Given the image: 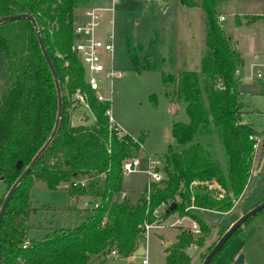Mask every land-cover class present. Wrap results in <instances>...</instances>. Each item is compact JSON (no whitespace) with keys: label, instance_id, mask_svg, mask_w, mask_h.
<instances>
[{"label":"trees","instance_id":"trees-1","mask_svg":"<svg viewBox=\"0 0 264 264\" xmlns=\"http://www.w3.org/2000/svg\"><path fill=\"white\" fill-rule=\"evenodd\" d=\"M182 3L193 6L196 1ZM225 3L201 0L209 52L202 55L199 71L182 69L177 75L162 71L165 94L179 106L184 105L188 119L172 122L173 141L162 156L163 178L152 184L148 194L144 186L140 196L130 201L122 185V163L139 155L143 139L109 130L106 111L110 101L96 100L71 49L76 10L100 5L96 0H0V17L29 14L37 25L35 29L28 18L0 23V52L9 74L8 81L0 83V180L6 186L0 206L10 186L49 139L57 118L55 81L37 33L57 73L62 97L54 138L15 189L3 213L1 264H103L112 250L116 257L134 253L146 238L145 224L175 213L190 215L207 234L210 227L188 211L189 207L218 212L233 207L255 165L262 162L264 144L259 143L257 149L253 145L256 137L264 136V128L257 130L243 121L244 108L249 106L242 99L244 60L218 19ZM260 17L263 15L253 19ZM142 49V45L130 48L135 70L162 64V59L158 63L141 59L137 52ZM77 90L87 93L92 123L71 122L69 106ZM213 136L219 138L227 156L225 168L209 150ZM259 173L264 175V161ZM37 182L48 190L64 187L66 206H35ZM173 202L176 209L166 213ZM161 208L156 215L154 211ZM36 214L37 221L33 218ZM226 230L220 229L219 235ZM203 241V236L195 237L182 228L165 248V263L190 264L191 256L185 250L201 247ZM213 245L199 254L202 261ZM219 253L210 264H215Z\"/></svg>","mask_w":264,"mask_h":264},{"label":"rangeland","instance_id":"rangeland-1","mask_svg":"<svg viewBox=\"0 0 264 264\" xmlns=\"http://www.w3.org/2000/svg\"><path fill=\"white\" fill-rule=\"evenodd\" d=\"M194 1L196 4L189 6L183 4L182 0H117L112 11L101 12L99 26L95 32L97 38L105 41L110 34L113 35V60L111 62L109 54L102 52L103 63L106 68L112 63L121 75L110 81L105 78L103 72L96 74L100 92L110 101L109 111L119 123L118 126L123 129L122 133L141 136L143 139V145L137 156L140 161L139 171L125 176L122 183L123 188L128 191L130 201H135L140 196V190L149 180L148 174L144 171L148 168V159L159 162L155 169L163 176L162 156L173 141L172 122H185L188 119L184 105H176L165 94L162 71H172L177 66L178 73L186 68L199 71L201 50L205 47V19L200 5L201 0ZM250 1L253 5L249 9L250 12L258 13L264 8V0ZM96 3L103 7L111 6L110 0H96ZM248 3L249 0H228L224 12L221 13L225 17L222 24L226 33L236 43L244 60L245 77L242 81V90L245 94H242V99L249 103V106L244 108L245 121L252 124L255 129L261 130L264 128V82L256 77L259 68L251 67L250 63L264 60V18L250 24L245 22L237 24L235 21V13L241 8H250L245 6ZM85 8L87 7H79L76 10L75 21L82 19ZM262 15L264 17V12ZM137 45L143 46V49L137 52L141 59L147 57L150 61L158 63L159 52L171 57L159 67L137 71L130 57V48H135ZM177 57L179 65L176 64ZM8 78L6 62L0 52V83L5 84ZM171 103H174V107L169 108ZM253 108L258 112L253 111ZM69 113L70 117L83 116L85 124L94 120L89 110L74 101L69 106ZM259 141L264 144V136H259ZM211 142L209 147L211 154L225 168L227 156L219 138L213 136ZM259 154L260 150L257 152V161ZM261 163L255 165L243 193L234 201L229 211L224 213L189 207L188 211L201 218L210 227L207 234L201 231L198 235H194L203 236L204 241L201 247L194 245L196 253L191 258L190 264H201L199 254L217 241L220 229L228 228L240 215L264 200V175L259 173ZM212 186L218 188L216 184ZM5 188V184L0 180V197L5 194ZM67 202L68 196L64 187L48 190L37 182L33 194L35 206L50 204L64 207ZM33 218L37 221V214ZM178 218H182L181 222L174 224ZM191 220L195 219L190 215L179 217L175 213L165 220L157 221L148 229L147 236L139 247L145 250L149 264H166L165 248L172 244L182 228L188 229ZM59 222L60 219H56V223ZM235 237H238L239 243L234 242ZM235 237L232 245L229 246L230 243L229 247L227 246L216 257L215 264H233L228 255L236 247L241 248L238 254H244V264H264V212L258 213L246 222ZM166 242L171 243L165 245ZM137 262L138 255L134 252L127 257L109 255L103 264H137Z\"/></svg>","mask_w":264,"mask_h":264},{"label":"built area","instance_id":"built-area-1","mask_svg":"<svg viewBox=\"0 0 264 264\" xmlns=\"http://www.w3.org/2000/svg\"><path fill=\"white\" fill-rule=\"evenodd\" d=\"M117 0H110V7L103 6H94L87 7L83 10L82 19L75 21L73 25V35L74 41L71 46L72 51L77 55V59L79 64L82 66L84 70V78L85 82L88 85L89 89L94 93V96L98 102L109 101L105 99L100 92V85L97 79L96 74L103 72L106 79L112 81V79L119 77L121 75L120 71H117L112 63L109 67H105L103 63V55L102 52H106L110 56V60H113V35L110 34L108 39L103 41L96 36V28L99 26V22L101 19V12L105 10H113V6ZM152 1V0H148ZM224 15H220L218 19L220 21L224 20ZM112 24V22H111ZM264 60L260 62V69L256 72V77L264 82ZM73 100L75 103H78L84 106L87 110H89L88 104V96L85 91L77 90L73 95ZM90 111V110H89ZM106 115L108 116V128L110 131H115L118 135H122V128L118 126L115 122L113 116L111 115L109 109L106 111ZM250 139H252L250 137ZM256 141L253 145L254 149L258 148L260 143L259 137L255 138ZM139 158L133 157L125 159L122 163V174L125 176L139 171ZM159 164L158 161H153L148 159V168L144 169V171L149 176V182L147 181L145 186L147 187L146 194L150 192L152 184L160 181L163 176L160 175V172L155 169V167ZM163 207V206H162ZM161 209H156L154 212L156 215H159ZM181 217V216H179ZM182 218H178L174 224L180 223ZM157 221L151 224H145V237L147 236L148 229L151 226H154ZM173 224V225H174ZM188 230L194 234L198 235L201 232L200 224L196 220H191ZM110 255L116 257L115 250H112ZM137 264H149V260L146 254L139 255V260Z\"/></svg>","mask_w":264,"mask_h":264},{"label":"water","instance_id":"water-1","mask_svg":"<svg viewBox=\"0 0 264 264\" xmlns=\"http://www.w3.org/2000/svg\"><path fill=\"white\" fill-rule=\"evenodd\" d=\"M17 18H28L29 20H31V22L33 23L35 29H37V25H36V21L35 19L29 15V14H14V15H7V16H3L0 17V23L9 21V20H14ZM37 37H38V41L43 53V56L53 74V78L55 81V86H56V92H57V97H58V112H57V118H56V122L53 128V131L49 137V139L46 141V143L41 147V149L36 153V155L33 157V159L30 161V163L27 165V167L22 171V173L19 175V177L15 180V182L10 186V188L8 189L6 195L3 198L2 204L0 206V225H1V219L3 216V213L5 211L6 205L9 202L10 198L12 197L15 189L18 187V185L20 184V182L23 180V178L30 172V170L34 167L35 163L37 162V160L40 158V156L44 153V151L47 149V147L49 146L50 142L52 141V139L54 138L58 126H59V120H60V116L62 113V97H61V89L59 86V82H58V77H57V73L53 67V64L48 56V53L45 49L44 43L42 38L40 37L39 33H37ZM177 207L176 203H171L167 209H166V213H169L171 211H174ZM264 210V200L261 201L260 203H258L257 205H255L254 207H252L251 209H249L248 211H246L245 213H243L242 215H240L231 225H229V227L227 228V230L217 239V241L215 242V244L213 245V247L210 249V251L206 254L205 258L203 259L201 264H210V262L214 259V257L222 250V248L225 246V244L228 242V240L232 237V235L242 226L244 225L248 220H250L251 218H253L254 216H256L258 213H260L261 211ZM171 242H166L165 245L170 244ZM196 251V248L194 246H191L189 248H187L185 250V252L188 255H193ZM136 254H144V249L142 247H138V249L136 250ZM0 264H1V253H0ZM233 264H244V254L240 253L238 254V256L236 257L235 261Z\"/></svg>","mask_w":264,"mask_h":264},{"label":"crops","instance_id":"crops-1","mask_svg":"<svg viewBox=\"0 0 264 264\" xmlns=\"http://www.w3.org/2000/svg\"><path fill=\"white\" fill-rule=\"evenodd\" d=\"M227 2H228V0H226V3H225V5L227 4ZM225 5H224V9H225ZM245 5V4H244ZM246 7H250V8H248V9H245V8H241L240 10H238V13H235V21L237 22V24H240V23H242V22H245L246 24H250V23H252V22H254V21H256V20H258V19H262V18H264V17H260V18H257V19H253V17L254 16H261L262 15V12H264V8H262V10H261V12H258V13H256V12H250V10L249 9H251V7L253 6L252 5V2L249 0V3L247 4V5H245ZM226 12V11H225ZM224 20H225V18H224ZM223 20V21H224ZM237 46V45H236ZM238 48V47H237ZM209 51L206 49V47H203V49L201 50V57H202V55L204 54V53H208ZM153 54H155V53H153ZM179 54H180V52H179ZM159 57H160V59H162V65L164 64V63H166V62H168L169 61V58L171 57H169L168 55L167 56H165L163 53H161V52H159ZM178 57H179V55H178ZM178 57L176 58V64L177 65H179V62H178ZM201 57H200V59H201ZM171 63V62H170ZM250 66L251 67H253V68H259L260 69V62L257 60V62H251L250 63ZM178 66L175 68V70H172V71H170V70H163V71H165V72H169V73H173V74H175V75H177L176 73H178ZM187 69V68H186ZM258 69V70H259ZM188 70H192V69H188ZM242 93L243 94H245L244 92H243V90H242ZM244 101V100H243ZM176 105H178L177 103H176ZM171 107H174V103H171L170 105H169V108H171ZM245 115L243 116V121L244 122H246L245 121ZM71 120H72V124L73 125H78V124H85L86 123V121L84 120V117L83 116H78V117H76L75 115H72L71 116ZM73 120H76V122H74ZM114 120H115V122L119 125V123L116 121V119L114 118ZM142 190V189H141ZM140 190V191H141ZM225 213V212H224ZM179 233V232H178ZM177 233V234H178ZM176 234V235H177ZM175 239H176V236H175ZM175 241V240H174ZM173 241V242H174ZM235 241H237V243H239V239H238V237H235V239H234V242ZM232 245V242H231V244L229 245V246H231ZM228 246V247H229ZM196 248V247H195ZM241 250V248H238V247H236L233 251H231L230 253H229V257H230V262L231 263H234V261H235V259H236V257L238 256V252ZM135 253H136V251H135ZM144 253H145V250H144ZM195 253H196V251H195ZM195 253L193 254V255H191V258H193V256L195 255ZM138 255V260H139V254H137ZM192 260V259H191ZM138 263V262H137ZM200 264V263H199Z\"/></svg>","mask_w":264,"mask_h":264}]
</instances>
